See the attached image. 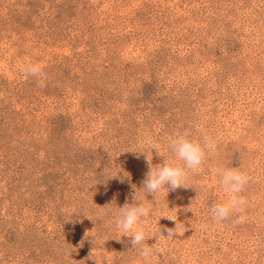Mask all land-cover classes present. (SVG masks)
Wrapping results in <instances>:
<instances>
[{
    "label": "rangeland",
    "instance_id": "374dc122",
    "mask_svg": "<svg viewBox=\"0 0 264 264\" xmlns=\"http://www.w3.org/2000/svg\"><path fill=\"white\" fill-rule=\"evenodd\" d=\"M176 134L217 153L154 200L145 156ZM216 167L249 176L220 223ZM134 195L150 264H264V0H0V264H145L114 220Z\"/></svg>",
    "mask_w": 264,
    "mask_h": 264
},
{
    "label": "clouds",
    "instance_id": "9594fccd",
    "mask_svg": "<svg viewBox=\"0 0 264 264\" xmlns=\"http://www.w3.org/2000/svg\"><path fill=\"white\" fill-rule=\"evenodd\" d=\"M26 77L36 80L37 86L43 88L46 86L47 76L43 67L39 64L28 63L20 69ZM148 146L152 152L155 150L157 156L161 153V144L151 137L147 140ZM164 150L169 152L174 158V162H169L167 157H163L162 164L153 165L147 156L148 170L142 180L141 190L148 195H152L155 200L156 194L163 190L175 192L178 189L185 188L189 174H196L201 170L203 164L209 156L217 153V144L210 135H203L199 139H190L186 135L176 134L168 138L163 145ZM213 173L218 177L219 185L227 197L226 202L214 203L211 205V219L214 222H227L236 213H243L247 200L241 195L249 183L247 173L240 171L236 167H216ZM154 214L151 206H145L143 201L137 202L135 195L130 203L119 206L114 214L115 226L123 237H128L130 248L137 249L139 256L145 264H150L154 255V244L149 245L147 240V228L144 218ZM243 216L240 219L243 220ZM207 225H201V229ZM183 222H176L174 227H160L159 231L168 239L175 238L185 230Z\"/></svg>",
    "mask_w": 264,
    "mask_h": 264
}]
</instances>
